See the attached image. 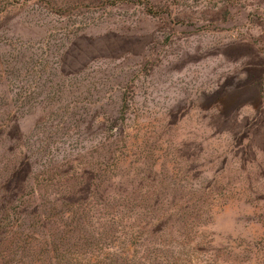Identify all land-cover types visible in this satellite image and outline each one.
Masks as SVG:
<instances>
[{
    "label": "rangeland",
    "instance_id": "obj_1",
    "mask_svg": "<svg viewBox=\"0 0 264 264\" xmlns=\"http://www.w3.org/2000/svg\"><path fill=\"white\" fill-rule=\"evenodd\" d=\"M90 173L167 226L90 222ZM20 207L58 244L23 264H264V0H0V221Z\"/></svg>",
    "mask_w": 264,
    "mask_h": 264
},
{
    "label": "trees",
    "instance_id": "obj_2",
    "mask_svg": "<svg viewBox=\"0 0 264 264\" xmlns=\"http://www.w3.org/2000/svg\"><path fill=\"white\" fill-rule=\"evenodd\" d=\"M26 180L24 181L26 182ZM96 180V182L99 181L98 179ZM23 189L24 186L21 188L20 193H14L13 196L11 195L13 198H15V201L19 198L21 199L24 196ZM30 191L32 194L34 193L35 189H30ZM55 197L58 196L55 195ZM153 205L154 203L117 202V200L112 199L110 196L105 197L103 190H100L99 184L94 183L92 174L90 173V222L92 219H95V222H98L101 227H104V223L107 221H109V223H113L117 221L116 219L118 218L119 220H123L124 217L126 220H132L133 218L136 221L140 220V222L136 224L129 221L124 225V227H127L128 225L127 228L132 227L137 232H140L141 230L142 233L147 230H149V233H152L153 229V233H157L160 229L164 230V228L167 226V220H163L164 218L159 217L155 218L153 216ZM20 210L21 214L25 215V217L22 215L21 219H14L12 217L10 219L5 218L2 220V222L0 221V250L13 247L14 254L20 253L17 257L18 260L16 259L15 262L17 264H23V258L27 256V248L30 247L33 240L40 237L43 242V247H52L51 252L55 255L57 253L56 247H58L56 242L57 236L55 231L51 229V225H53V223H49L50 220H53V215L46 216L44 211H41L39 218H31L30 213L26 211L25 207H20ZM12 212L15 214V208L12 210ZM151 213L152 218L148 216ZM35 214L36 213H34V215ZM128 214H133V217L132 215L128 217ZM141 221L143 223H141ZM164 222L165 225H163L162 228H159L160 224ZM94 229L95 227L92 226L90 230V240H92V237L94 236ZM96 235L99 237V234ZM92 244L93 242L90 241V247Z\"/></svg>",
    "mask_w": 264,
    "mask_h": 264
}]
</instances>
